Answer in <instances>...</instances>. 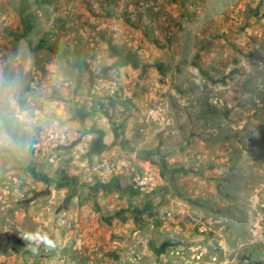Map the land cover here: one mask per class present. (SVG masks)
<instances>
[{
    "label": "rangeland",
    "instance_id": "1",
    "mask_svg": "<svg viewBox=\"0 0 264 264\" xmlns=\"http://www.w3.org/2000/svg\"><path fill=\"white\" fill-rule=\"evenodd\" d=\"M0 264H264V0H0Z\"/></svg>",
    "mask_w": 264,
    "mask_h": 264
},
{
    "label": "clouds",
    "instance_id": "2",
    "mask_svg": "<svg viewBox=\"0 0 264 264\" xmlns=\"http://www.w3.org/2000/svg\"><path fill=\"white\" fill-rule=\"evenodd\" d=\"M21 239L27 242L28 249L34 254H39V247L43 245L46 250H55L56 242L50 238L48 233L37 230L35 232H24Z\"/></svg>",
    "mask_w": 264,
    "mask_h": 264
},
{
    "label": "built area",
    "instance_id": "3",
    "mask_svg": "<svg viewBox=\"0 0 264 264\" xmlns=\"http://www.w3.org/2000/svg\"><path fill=\"white\" fill-rule=\"evenodd\" d=\"M198 258H200V257H198Z\"/></svg>",
    "mask_w": 264,
    "mask_h": 264
}]
</instances>
